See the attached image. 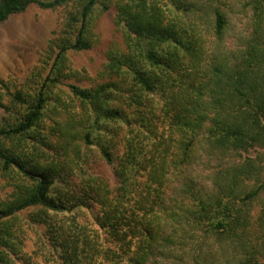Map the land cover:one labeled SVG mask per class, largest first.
<instances>
[{
	"label": "trees",
	"instance_id": "trees-1",
	"mask_svg": "<svg viewBox=\"0 0 264 264\" xmlns=\"http://www.w3.org/2000/svg\"><path fill=\"white\" fill-rule=\"evenodd\" d=\"M251 4L254 31L234 49L205 45L154 0H0V24L32 5L70 8L46 75L21 87L0 78V181L11 188L0 264H184L188 243L198 264H216L204 240L231 245L235 264H264L251 222L264 193V0ZM111 6L125 45L106 50L89 87L67 83L86 78L69 54L96 46ZM214 14L222 40L227 20ZM205 155L220 162L210 187L196 172Z\"/></svg>",
	"mask_w": 264,
	"mask_h": 264
},
{
	"label": "rangeland",
	"instance_id": "rangeland-1",
	"mask_svg": "<svg viewBox=\"0 0 264 264\" xmlns=\"http://www.w3.org/2000/svg\"><path fill=\"white\" fill-rule=\"evenodd\" d=\"M154 1L163 6L167 15L171 17L177 15L184 20V25L202 31L206 41L205 45H228L229 48L234 49H236V45H245L251 38L254 23L257 20L251 0ZM215 9L220 10L227 20L226 33L222 40L213 35ZM69 10L68 7L43 9L38 5H32L24 13L12 16L7 22L0 24V78L9 80L14 77L15 86L21 87L28 78L35 75L44 77L47 73L46 63L49 61L46 54L49 42L59 33L60 25L67 18ZM116 15L115 6H111L107 12L98 17L95 26L96 42L94 45L96 46L91 51L69 54V63L72 69L86 71L87 76L81 80L72 78L67 83L89 87L105 62L106 50L111 45H125L124 32L117 24ZM3 115L4 112L0 109V125ZM221 161L228 163L227 159ZM219 163L217 157L205 155L201 164L197 166V174L205 177L208 186L209 175L219 169ZM110 171L109 168H105V172L108 174ZM9 192H11V188L7 187V182L1 180L0 196L5 197ZM252 208V233L256 234L264 230V193L254 202ZM223 244L225 245L210 240L205 246L204 240L203 251L211 260H219L216 264H235L231 257L234 248L228 243ZM31 245V242L25 245V253L32 251ZM185 249L187 253L184 256V264L200 263L197 262L200 259L196 256L197 247L195 245L192 243H188L185 247L179 245L177 253L182 255ZM262 255L260 259H264V254ZM163 262L175 264L173 259L167 260L165 257L160 259V264Z\"/></svg>",
	"mask_w": 264,
	"mask_h": 264
}]
</instances>
